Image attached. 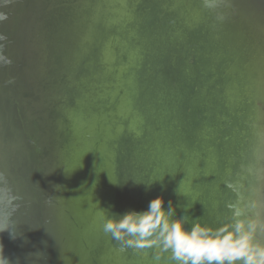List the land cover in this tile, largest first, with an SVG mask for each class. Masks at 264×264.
<instances>
[{"label":"water","instance_id":"1","mask_svg":"<svg viewBox=\"0 0 264 264\" xmlns=\"http://www.w3.org/2000/svg\"><path fill=\"white\" fill-rule=\"evenodd\" d=\"M0 13V170L22 198L15 239L0 233L10 264H132L103 210L163 196L216 225L236 199L226 181L264 194V0H0ZM99 120L106 192L79 135Z\"/></svg>","mask_w":264,"mask_h":264},{"label":"clouds","instance_id":"2","mask_svg":"<svg viewBox=\"0 0 264 264\" xmlns=\"http://www.w3.org/2000/svg\"><path fill=\"white\" fill-rule=\"evenodd\" d=\"M229 3L230 0H203L204 6L213 10ZM6 19L0 13V21ZM225 19L223 13L217 15L218 21ZM0 63L11 64V60L0 55ZM226 186L236 199L226 204L229 214L216 225L200 217L177 216V206L158 196L143 210L122 215L103 210L102 231L117 242L121 252L131 249L144 256L150 252L149 264H264V194L256 187L245 194L238 182L226 181ZM21 199L0 170V233L9 232L13 239V217ZM0 264H10L2 243Z\"/></svg>","mask_w":264,"mask_h":264},{"label":"rangeland","instance_id":"3","mask_svg":"<svg viewBox=\"0 0 264 264\" xmlns=\"http://www.w3.org/2000/svg\"><path fill=\"white\" fill-rule=\"evenodd\" d=\"M107 133H108V128L104 125L103 121H101V120H99V122L97 123V126H94L91 129H89L88 131H86L84 133V136L82 135V133H79L80 136L85 137V148H86V150L88 152H90V157H91V159L94 162V169H96L97 174H98L100 189L103 192L107 191L108 185H109V183H108L109 182V178H108V175H107L109 163H108V161L106 159V155H105V152H104V147H105V145H106V143H107V141L109 140V137H110V135L108 137ZM79 154H81V149H79V147L77 146V149L75 148V150L73 151V154L71 156L72 157L71 161L68 162L69 165H70V168H69L70 174H72L77 179H80L84 175V174H79V172H85L86 171V169L78 171L79 170V165L74 159L76 157H78ZM89 170L90 169H87V172ZM190 186H192V185H190ZM73 196L75 197V200L78 199V198H76L77 197V193L76 194L73 193ZM92 198L95 199V201L99 200V196H98V199H97L94 196H89L87 194V192L85 193L84 199L91 200ZM203 198L204 197H201L200 201ZM84 199H83V203H84ZM78 202L79 201L77 200L76 209H77ZM83 203H81V205ZM198 203H199V200H197V204ZM93 205H94V203H93ZM94 206L96 207V205H94ZM80 210L85 215H89L90 214V216L92 218L91 220H93V218H94L93 216L94 215L92 213L91 204L89 202L86 201L84 209L81 206ZM77 211H72V212H74L77 215V217H79V213H77ZM177 214H179V213H177ZM180 214L181 215L184 214V215H188L190 217H193V211H185V212L181 211ZM208 216H211L210 212L208 213ZM96 219L99 220V219H101V217L97 216ZM85 229L87 231H90L91 227L85 228ZM74 236L76 237L75 234H74ZM104 236H105V233H104ZM73 246L75 247V244ZM70 254L72 255V257H74L72 253H70ZM139 256H140V258H139ZM144 258H145L144 255L137 254V253L133 252L132 264H148L150 259L148 260V263H146L145 262L146 260ZM105 259H106V256L104 258H101V260H99V264H105Z\"/></svg>","mask_w":264,"mask_h":264}]
</instances>
